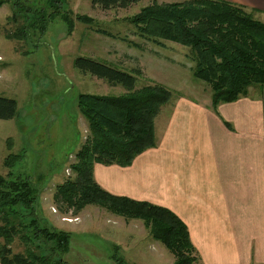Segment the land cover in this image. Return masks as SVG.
Wrapping results in <instances>:
<instances>
[{"label": "trees", "instance_id": "16d2710c", "mask_svg": "<svg viewBox=\"0 0 264 264\" xmlns=\"http://www.w3.org/2000/svg\"><path fill=\"white\" fill-rule=\"evenodd\" d=\"M140 1L90 0L92 7L102 10L128 9ZM30 2L0 0V7L10 4L13 9L19 8L13 10V22L18 16H24L25 22L26 16H33L28 15L33 10L36 17L28 24H39L40 33H45L56 19L65 23L68 34L76 21H94L86 15L73 16L64 0ZM136 14L128 22L140 38L159 46L163 41L189 49L193 77L210 88L213 110L220 104L245 98L251 87L264 88V23L242 6L224 0L163 5L153 2ZM90 29L110 37L106 31ZM74 63L83 73L108 86H121L124 92L118 96H78L77 108L86 121L88 134L69 166L68 177L55 187L53 200L76 211L94 205L116 216L141 220L151 239L172 254L173 264H201L186 225L174 213L148 202L112 195L93 177L96 164L127 168L136 157L156 146L155 119L170 102V90L156 83L138 87L137 77L142 76L138 68L126 73L89 58H77ZM16 114V101L0 97V120H11ZM20 160V155H9L3 164L7 173L0 175V264H70L62 258L68 252L70 236L40 226L36 205L39 191L32 179L16 173ZM21 208L28 213L23 214ZM41 237L51 244L50 254H42L35 245ZM13 246L18 251H13ZM116 252L114 247V263L123 264Z\"/></svg>", "mask_w": 264, "mask_h": 264}, {"label": "rangeland", "instance_id": "374dc122", "mask_svg": "<svg viewBox=\"0 0 264 264\" xmlns=\"http://www.w3.org/2000/svg\"><path fill=\"white\" fill-rule=\"evenodd\" d=\"M64 1L73 16L86 15L94 21H76L68 34L65 23L56 19L40 33L39 24H28L36 17L33 10L25 22L24 16L13 22L10 17L19 8L10 4L0 7V97L17 104L13 119L0 120V175L7 173L5 159L20 155L15 171L32 179L39 191L40 226L70 236L68 252L62 255L70 264H115L114 247L123 264H173L172 254L151 239L141 220L116 216L94 205L76 211L55 202L53 194L71 172L69 166L88 134L77 108L78 96H118L124 92L121 86H108L83 73L74 63L77 58L93 59L126 73L138 68L142 73L137 77L138 87L163 84L173 99L208 98V85L193 77L194 62L188 48L146 41L128 22L153 2L163 5L186 0H142L128 9L109 10L92 7L90 0ZM90 28L106 31L110 37L97 35ZM18 31L21 33L13 36ZM20 211L28 213L23 208ZM35 245L42 254H50L51 244L42 237ZM14 250L18 247L13 246Z\"/></svg>", "mask_w": 264, "mask_h": 264}, {"label": "crops", "instance_id": "0c3cea01", "mask_svg": "<svg viewBox=\"0 0 264 264\" xmlns=\"http://www.w3.org/2000/svg\"><path fill=\"white\" fill-rule=\"evenodd\" d=\"M224 1L264 23V0ZM210 95L172 97L155 119L156 146L127 168L96 164L93 177L174 213L201 264H264V88L216 110Z\"/></svg>", "mask_w": 264, "mask_h": 264}, {"label": "built area", "instance_id": "2783aa9c", "mask_svg": "<svg viewBox=\"0 0 264 264\" xmlns=\"http://www.w3.org/2000/svg\"><path fill=\"white\" fill-rule=\"evenodd\" d=\"M69 173H70V171H69ZM69 173H68V175H69Z\"/></svg>", "mask_w": 264, "mask_h": 264}]
</instances>
